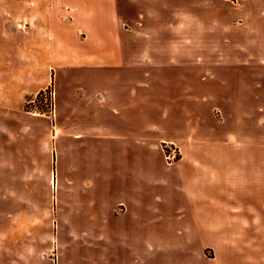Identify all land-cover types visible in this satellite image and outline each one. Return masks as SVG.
Returning a JSON list of instances; mask_svg holds the SVG:
<instances>
[{
	"label": "crops",
	"instance_id": "crops-1",
	"mask_svg": "<svg viewBox=\"0 0 264 264\" xmlns=\"http://www.w3.org/2000/svg\"><path fill=\"white\" fill-rule=\"evenodd\" d=\"M254 4L247 27L264 64V0ZM121 38L116 0H0V260L30 262L31 246L50 245L53 230L58 241L64 229H83L139 245L185 238L208 223L246 228L254 217L236 191L238 179L214 173L211 159L189 154L166 164L143 142L137 87L134 96L126 87L141 81L132 71L150 67L126 61ZM60 76L70 87L55 86L53 127L26 110L25 100ZM88 84L103 85L107 95L86 109L73 91ZM111 85L120 87L115 100L105 89ZM64 113L101 120L84 132L63 126ZM262 216L264 223V207ZM251 254H262L264 264V248Z\"/></svg>",
	"mask_w": 264,
	"mask_h": 264
},
{
	"label": "rangeland",
	"instance_id": "rangeland-1",
	"mask_svg": "<svg viewBox=\"0 0 264 264\" xmlns=\"http://www.w3.org/2000/svg\"><path fill=\"white\" fill-rule=\"evenodd\" d=\"M247 1L116 0L126 61L150 67L132 71L141 73V81L126 87L132 96L137 87L143 142L158 148L166 164L189 154L205 157L212 160L214 173L238 179L236 191L254 212L246 228L225 222V228L213 229L215 223H208V229L189 230L185 238L139 245L120 244L101 230L83 229H64L58 241L53 230L51 244L31 246V261L24 264H263L262 254L254 258L251 253L264 248V64L257 59L255 31L249 29L253 25L247 27L248 13L254 20L255 0ZM168 62L179 68H162ZM65 83L60 76L45 87L51 85L55 93L58 86L63 92ZM106 88L112 100L118 98L119 86ZM103 90V85L88 84L75 85L73 92L87 109L96 99L102 102L107 95ZM38 92L25 100L26 110L32 112L27 101ZM55 104L54 94V110ZM38 115L54 127L55 113ZM99 120L62 115L63 126L73 124L84 132ZM187 142L205 145L187 150Z\"/></svg>",
	"mask_w": 264,
	"mask_h": 264
},
{
	"label": "built area",
	"instance_id": "built-area-1",
	"mask_svg": "<svg viewBox=\"0 0 264 264\" xmlns=\"http://www.w3.org/2000/svg\"><path fill=\"white\" fill-rule=\"evenodd\" d=\"M54 90L51 85H48L43 90L39 91L38 94L27 101L29 106L32 108V113L36 114H54ZM170 157L169 154L166 155Z\"/></svg>",
	"mask_w": 264,
	"mask_h": 264
}]
</instances>
